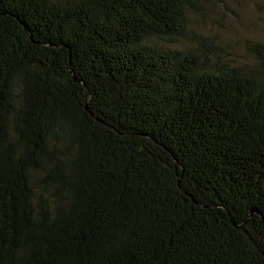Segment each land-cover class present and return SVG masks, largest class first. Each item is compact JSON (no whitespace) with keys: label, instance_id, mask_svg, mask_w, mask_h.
Segmentation results:
<instances>
[{"label":"trees","instance_id":"1","mask_svg":"<svg viewBox=\"0 0 264 264\" xmlns=\"http://www.w3.org/2000/svg\"><path fill=\"white\" fill-rule=\"evenodd\" d=\"M199 1L0 0V264H264V43Z\"/></svg>","mask_w":264,"mask_h":264},{"label":"rangeland","instance_id":"2","mask_svg":"<svg viewBox=\"0 0 264 264\" xmlns=\"http://www.w3.org/2000/svg\"><path fill=\"white\" fill-rule=\"evenodd\" d=\"M198 3L186 15L188 33L217 42L231 64L252 66L255 60L250 48L264 43V0H201ZM189 45L188 41L178 42L173 48ZM38 188L37 180L34 184L37 195Z\"/></svg>","mask_w":264,"mask_h":264}]
</instances>
